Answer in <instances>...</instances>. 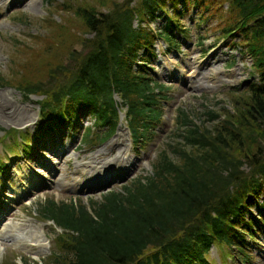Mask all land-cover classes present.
Returning a JSON list of instances; mask_svg holds the SVG:
<instances>
[{"label": "trees", "instance_id": "trees-1", "mask_svg": "<svg viewBox=\"0 0 264 264\" xmlns=\"http://www.w3.org/2000/svg\"><path fill=\"white\" fill-rule=\"evenodd\" d=\"M194 1L203 5L205 0ZM227 1L229 13L220 31L223 37L235 30L244 36L259 80L232 92V112L225 110L219 118L222 114L208 111L219 118L211 127L193 123L189 113L177 108L176 129L183 140L160 149L150 174L107 190L100 200L49 198L41 204L42 219L68 232L47 264H211L214 244L226 256L237 251L236 257L247 260V245L256 243L258 228H264V153L258 151L264 141V0ZM191 2L96 0L97 7L93 0L64 2L62 10L71 11L92 33L76 38L83 50L66 52L74 67L68 71L60 59L52 63L45 58L43 78L14 82L25 96L45 95L41 115L48 114L49 106L57 110L48 123L66 122L76 106L87 109L107 127L101 141L118 123L117 93L126 103L133 139L142 140L160 120V100L168 98L149 61L155 56V38L177 48L178 4ZM158 10L165 23L152 31L149 21ZM56 24L52 29L58 35L68 34L60 32L66 23ZM54 52L53 46L48 56ZM47 122L38 128L42 134L49 130ZM247 162L252 168L248 175L242 168Z\"/></svg>", "mask_w": 264, "mask_h": 264}, {"label": "rangeland", "instance_id": "rangeland-1", "mask_svg": "<svg viewBox=\"0 0 264 264\" xmlns=\"http://www.w3.org/2000/svg\"><path fill=\"white\" fill-rule=\"evenodd\" d=\"M69 1H0V97L11 105L0 110V139L14 128V134L4 135L0 140V160L7 164L0 166V231L5 226L8 227L5 230L12 229L7 238H0V264L15 261L47 264L51 253L57 250L55 237H63V234L53 222L41 219L38 213L41 204L49 198L96 200L110 188H119L138 176L150 174L160 149L167 143L183 140L182 132L176 129L177 108L189 113L193 123L211 127L223 117L225 110L233 111L232 92L242 91L249 82L259 80L253 63L255 57L245 46L244 36L235 30L223 37L225 32L220 31L229 13L227 0H205L203 5L192 0L188 6L180 3L182 13L175 28L179 46L169 48L166 41L155 38V56L149 60L153 63L154 76L167 87L163 93L168 98L160 100V120L153 124L147 137L132 141L125 119L126 107L118 94L115 101L120 111L119 122L107 140L99 141L106 127L96 124L87 113L80 114L73 126L71 119L67 120L64 130L58 127L62 124L57 121L47 122L49 115H55L57 110L50 107L46 110L48 114H40V102L46 99L44 94L33 93L26 97L14 80L43 78L46 68L42 60L45 58L52 59V63L60 59L68 71L72 70L74 64L66 52L83 50L78 35L82 32L81 35L91 37L92 33L84 31L81 21L71 11L62 10L63 3L68 5ZM78 1L82 0H72ZM166 9L171 12V6L166 5ZM156 13L149 21L152 31L165 23L164 12ZM56 23L59 26L66 23L68 26H62L60 32L68 34L58 35V30L52 29ZM179 27L183 32L178 33ZM71 38L74 40L70 41ZM53 46L55 52L48 56ZM200 72H206L205 76L200 77ZM5 79L9 81H3ZM75 109L82 108L76 106L73 113ZM208 111L222 115L213 119ZM46 122L49 129L56 128L52 133L58 131L59 137L38 135L36 131ZM88 129L90 140L84 142L83 134ZM20 138H29L33 146L28 159L21 154L22 147L26 146ZM113 146L120 149L122 161H112L111 154L116 151ZM258 151L264 153V141ZM242 168L247 175L252 169L248 162ZM262 199L263 195H259V200ZM252 209L256 212L255 207ZM258 229L257 242L247 245L246 261L236 257L237 251L232 259L226 258L220 254L218 244H214L210 250L214 258L211 264H264V228ZM31 233L40 237H31Z\"/></svg>", "mask_w": 264, "mask_h": 264}, {"label": "bare ground", "instance_id": "bare-ground-1", "mask_svg": "<svg viewBox=\"0 0 264 264\" xmlns=\"http://www.w3.org/2000/svg\"><path fill=\"white\" fill-rule=\"evenodd\" d=\"M0 1H2V0H0ZM213 70V69H212ZM204 73H206V72H200L199 74L201 75L200 77H204L205 76V74ZM215 73V72H214ZM214 75V74H213ZM216 75V74H215ZM208 76V75H207ZM216 77V76H215ZM219 79V78H218ZM203 80V79H202ZM200 86V85H199ZM2 97V96H1ZM1 97H0V110H2V109H4V108H9L10 106H9V104H7V103H5L4 101L5 100H3V99H1ZM113 148L114 149H116V151L113 153V154H111V156H112V161H117V160H123V158H122V156H121V153H120V149L119 148H116L115 146H113ZM65 151V150H64ZM103 154V153H102ZM102 161H104V164H106L107 163V161H106V159H102ZM117 164H121L120 162L118 163L117 162ZM96 168H98L97 166H96ZM94 169H95V167H94ZM99 170H100V168H99ZM98 170V171H99ZM20 189L19 188H17V190H16V192H18ZM22 191V190H21ZM9 210V209H8ZM12 214V213H11ZM9 215V214H8ZM19 225V224H18ZM9 226H10V224H9ZM11 226H14V225H11ZM6 228H8V227H6L5 226V229ZM3 230V231H0V238H2V239H5V238H7L8 237V235H7V233L8 232H10L12 229H7V230ZM18 229H20V228H18ZM16 230V229H15ZM31 237H40V236H37L35 233H31V235H30ZM15 237H21V236H15ZM22 237H24V236H22Z\"/></svg>", "mask_w": 264, "mask_h": 264}]
</instances>
